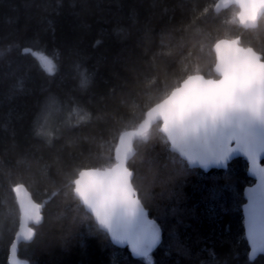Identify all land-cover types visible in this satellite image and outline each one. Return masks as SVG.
Returning a JSON list of instances; mask_svg holds the SVG:
<instances>
[{"label": "trees", "instance_id": "16d2710c", "mask_svg": "<svg viewBox=\"0 0 264 264\" xmlns=\"http://www.w3.org/2000/svg\"><path fill=\"white\" fill-rule=\"evenodd\" d=\"M216 1L0 0V264H13L22 183L44 203L17 250L25 264H148L111 241L74 182L84 168L113 165L122 133L188 75L216 77L218 40L240 36L264 57V15L244 29L238 7L216 12ZM160 126L135 138L129 162L164 232L151 264H264V254L250 259L245 235L247 162L192 168Z\"/></svg>", "mask_w": 264, "mask_h": 264}, {"label": "snow or ice", "instance_id": "6c2138e0", "mask_svg": "<svg viewBox=\"0 0 264 264\" xmlns=\"http://www.w3.org/2000/svg\"><path fill=\"white\" fill-rule=\"evenodd\" d=\"M252 8L250 20L255 24L260 11L257 5ZM241 9L243 19V5ZM239 52L248 55L238 59ZM215 53V71L219 78L189 75L150 115L156 114L162 120L163 133L180 153L191 158L194 148L202 147L204 152L199 157L202 164L209 156L217 162L226 161L237 150L249 159L252 169L258 170L262 177L259 208L254 197H250V204L246 206L249 235L253 241L259 236L264 242V160L261 159L264 137L256 135L258 128L264 129V57L252 49L239 47L235 40H218ZM43 59L48 62L47 71L52 72L51 62L47 57ZM139 134L146 136L142 130ZM233 142L236 148L232 147ZM210 144L214 147L210 148ZM135 154L132 141L121 135L116 148L118 162L111 170L112 175L96 173L99 178L90 179L84 186L82 179H76L75 191L100 224L127 241L135 254L144 256L151 264L148 252L156 243L158 233L155 222L147 220L139 200L135 199L133 172L127 166L129 157ZM92 176V170L80 172L81 178ZM24 214L27 220L39 222L41 219L31 203L24 206ZM28 234H33L31 228Z\"/></svg>", "mask_w": 264, "mask_h": 264}, {"label": "water", "instance_id": "95a60500", "mask_svg": "<svg viewBox=\"0 0 264 264\" xmlns=\"http://www.w3.org/2000/svg\"><path fill=\"white\" fill-rule=\"evenodd\" d=\"M232 5H235L236 7H238V9H239V12H238V15H237L238 22H239V25L242 28H244V29L256 28L258 26V24H259L260 18L264 15V0H217L215 5H214V9H215L216 12H221L222 10L227 9V8H229ZM242 5L244 6L243 19L241 17V11H242L241 6ZM253 5L259 6V11H260V16H259V18H258V20H257V22L255 24L252 23L251 20H250L251 13L253 11V8H252ZM220 40H235V41L238 42V46L239 47L252 49L257 55H261L262 56V54L260 52H258L256 49H254L253 47L245 46L244 44H242L240 36L232 37V38L225 37V38H222ZM213 49L215 51V44H214ZM247 55H248V53H245V52H239V53L236 54L238 59H243ZM48 61H50V60L48 59ZM42 62L45 65V67L47 68L48 67V62H46L43 58H42ZM51 65H52V62H51ZM214 71H215V67H214ZM197 74L203 75L205 77V79H208V78H212V79L219 78V73H217L216 71H215L216 77L215 76H206L203 73H193V74H190V75H197ZM187 77L185 79H187ZM184 80H182L181 83L178 86L173 88L162 100H160L159 102L155 103L154 105H152L147 110L146 116H145V121L138 128H130V129H127L126 131H124L122 133V135L125 137L126 140L130 139L132 141L134 152L136 151L135 138L137 136H141L139 134L140 130H142L144 133H146L147 131H149V129L154 124H156L157 122H160L161 123L160 130L163 133V131H162V120L157 118L156 114H154L153 117H151V115H150L151 110L153 108H155V106L157 104L162 103L168 96H170L173 90H175L178 87H181ZM147 113L149 115H147ZM150 120H151V124H149ZM163 134L167 137V135L165 133H163ZM256 135L259 136V137H264V129H259L258 128L256 130ZM119 143H120V141H119ZM209 147L213 148L214 145L210 144ZM232 147L233 148L237 147L235 142L232 143ZM170 149L172 151L178 153L184 160H186V162L188 163V165L190 167H192V168H201L202 170H204L206 172H208V171H210V170H212L214 168L226 169V168H228L229 164L233 160H235L237 158H243L247 162V164H248L247 174H248V176L250 178H252L253 183L247 185L245 187V189H244V196H245L246 201L243 204L242 209H243V215H244L245 235H246L247 242H248L249 248H250V252H249L250 259L251 260H255L259 255L264 254V242L261 241L259 236H257L255 238V241H253L252 237L249 235V227H248V223H247L248 215H249V209L246 206H248L250 204V197H254L256 199V201H257V208H259V206H260V204H259V202H260V185L262 183V177H261L259 171L252 169V165H251L249 159L241 151L237 150V151H234V152L230 153L229 158L226 161L217 162L216 160H214L213 158H211L209 156L208 159H207V162L202 164V163L199 162V157L204 152V149L202 147L194 148L191 158L188 155H186V154L180 153L178 151V149H176L174 146L171 145V143H170ZM115 158H116V151H115ZM132 158H133V156L129 157V159L127 161V166L129 167V170L133 172V178H134V171L129 166V162H130V160ZM261 159L264 160V154H262ZM117 162L118 161H117V158H116V162L113 165L105 167V168H101V167H87V168H84L81 171L92 170L93 171V176L92 177L81 178L80 177V172L81 171H80L76 179H82V186H84V184L87 181H89L90 179L99 178L98 176H96V173L108 174L109 176H111L112 175V171L111 170L115 167ZM132 185H133L134 189L136 190L135 199L139 200V204H140L143 212L146 214L147 220L155 222L154 227L156 228L157 233H158V239H157L156 243L153 245V247L150 249V251L148 252V255H149L153 251H155L160 246V244L162 243V240H163V237H164V232H163V229H162L160 223L155 218H153L150 215L149 209L145 206V204L141 200V198L139 196V193H138L137 189L135 188V186L133 184V179H132ZM75 188H76V185H75V182H74V191H75ZM250 190H252V191H250ZM14 192H15V196H16L17 203H18L19 210H20V223H19V228L17 230V233H16V235L14 237V240L12 242V245H11L10 260H11V262L13 264H25L24 261H22V260H20L18 258L17 250H18V247H19L20 244H22L23 242H28V241L32 240V238L34 236V230H33L32 226L33 225H39L42 222V220H43L44 203L36 201L34 199L33 195H32V192L29 190L27 185L24 184V183L17 185L15 190H14ZM75 194L78 197V199L80 200V202L82 203V205H84L86 210L94 217V219H95L96 223L99 225V227L101 229H103L105 232L108 233L111 241L116 246L121 247V248L127 247L129 249V251L131 252V254L135 258L144 257L142 255L135 254L134 253V249L130 246V244L127 241L119 238L118 235H114L113 233L109 232L105 225L100 224L99 220L95 217V213L87 205H85L83 203L82 198L79 196V194L76 191H75ZM29 203H31L32 205L36 206V210L38 211V213H39V215L41 217L39 222H37L35 219H31V220L25 219L24 206L28 205ZM103 219H104V217H103V215H101L100 220H103ZM29 228H31L32 232H33V234L31 236L28 234V229Z\"/></svg>", "mask_w": 264, "mask_h": 264}, {"label": "rangeland", "instance_id": "374dc122", "mask_svg": "<svg viewBox=\"0 0 264 264\" xmlns=\"http://www.w3.org/2000/svg\"><path fill=\"white\" fill-rule=\"evenodd\" d=\"M49 118H45V119H43V122H42V125H44L43 127V129H44V132H45V134H47L48 135V138L50 139V141L55 137V135L56 134H54L53 132H51L50 130H48L47 128H46V126L47 127H49V125H50V120H48Z\"/></svg>", "mask_w": 264, "mask_h": 264}]
</instances>
